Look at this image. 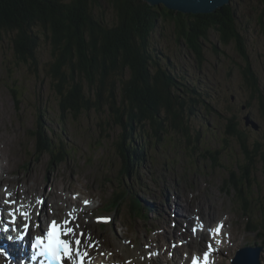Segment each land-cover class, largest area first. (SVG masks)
Returning a JSON list of instances; mask_svg holds the SVG:
<instances>
[{
  "label": "rangeland",
  "instance_id": "obj_1",
  "mask_svg": "<svg viewBox=\"0 0 264 264\" xmlns=\"http://www.w3.org/2000/svg\"><path fill=\"white\" fill-rule=\"evenodd\" d=\"M229 1L236 13V24L246 40L248 63L258 79V89L264 95V0ZM107 2L102 0L101 5L108 16L110 8ZM173 26V20L160 18L149 40L152 56L165 70L173 71L182 84L198 88L206 104L204 102L199 107L192 104L195 115L188 117L186 122L184 120L187 132L181 131L186 134L175 132L169 124H164L156 136L151 128L134 124L135 143L139 145L137 150L143 158L141 161L132 157L135 163L127 162L115 152L112 144L117 138L118 126L108 122L99 112L86 111L77 119L72 115H61L59 95L46 72L50 46L43 41V35L36 52L38 64L35 65L31 60L18 61L10 35L5 30L0 31V151H9L13 159V163L8 164V176L1 177L0 183L23 192L28 184L18 179L28 176L33 182L35 176L29 172L37 170L36 179L43 185L38 194L44 200L51 188V176L60 185L58 191L64 197L69 199L72 193H80L78 198L81 196L83 206L79 204V214L76 215H84L78 221L82 229L107 248L109 254L122 261L128 253L145 252L143 247L148 243L160 250L166 249L159 252L163 255L164 264L174 256L176 264H182L184 255L192 246L191 241H195V250H202L205 241L201 237L194 236L189 240L187 244L190 247L184 244L192 233V224L185 221L188 213L182 210L185 205L192 213L203 214L202 218L209 223L218 219L226 222L223 232L227 240L220 247L222 255L218 254L216 264H231L236 251L248 245L263 246L259 261L264 264V172L260 162H256L258 164L252 169L253 178L248 186L245 183L237 186L231 182L227 187L226 182L232 170L239 174L238 161L244 167L248 163L237 136L228 134L231 118L244 138L247 137L248 149L253 150L257 142V152L264 154V121L258 108V98H254L245 86L241 74L246 62L234 44H222L218 34L209 30L208 38L202 41L205 44L204 59L198 64L185 43L175 36ZM214 46L217 47L216 52ZM176 93L180 94L179 91ZM207 104L213 108L207 109ZM246 115L249 119L247 124ZM253 124L258 127L255 129ZM49 139L52 140L50 143ZM143 145L146 148L144 152L140 148ZM65 147L69 150V157L56 162L58 157L53 155V151ZM205 151L212 152L216 159L212 161ZM251 156L256 161L261 157L259 154ZM1 158L4 159L0 153ZM132 187L156 210L151 211L148 221L132 216L129 198L120 203L117 216L110 210L100 217L95 215L101 210L95 206L114 200L116 189L125 193ZM37 189L38 186L26 193L32 195ZM20 190L15 192V197L22 199ZM242 192L246 198L241 197ZM86 197L95 201L94 208L85 210L84 207L92 204ZM72 200L81 202L77 198ZM67 201L60 197L54 200L60 206L59 211L71 207ZM161 202L165 207L181 206L185 218L184 215L181 219L174 217L171 219L176 220L173 224L167 215H163L167 219H159L157 210ZM79 205L75 206L78 208ZM104 217L109 219H98ZM156 222L162 225H158L159 229L155 231L152 224L157 227ZM146 223L152 225L151 232ZM102 224L105 225L101 227ZM177 241L184 246L173 248L174 251L179 249V253L173 255L170 243L177 244ZM151 257L155 264H161V260L157 261L159 257Z\"/></svg>",
  "mask_w": 264,
  "mask_h": 264
},
{
  "label": "trees",
  "instance_id": "obj_2",
  "mask_svg": "<svg viewBox=\"0 0 264 264\" xmlns=\"http://www.w3.org/2000/svg\"><path fill=\"white\" fill-rule=\"evenodd\" d=\"M101 4L102 0H0V31L10 35L18 61L31 60L35 65L43 35L50 46L46 72L59 95L61 113L77 119L83 112L94 110L117 125L112 146L119 157L129 163L135 161L132 157L139 151L134 124L151 128L156 136L164 124L186 134L181 131L187 132L184 120L195 115L192 104L199 107L205 102L198 88L182 84L173 71L165 70L152 56L149 40L160 18L174 21L175 36L185 43L198 64L204 59L202 41L208 38L209 30L218 34L222 44H234L246 62L241 70L244 84L258 98L264 121V95L248 63L246 40L236 24L231 3L208 13L184 14L162 4L152 6L145 0H108V16ZM213 50L216 52L217 47ZM232 120L227 123L228 134L237 136L248 163L245 167L237 165L239 174L231 171L227 187L231 182L248 186L256 162L264 172V154L257 152V142L253 150L248 149L247 137ZM251 154L261 157L256 161ZM208 157L216 159L212 152ZM241 197L246 198L243 192ZM138 207L141 209L140 204Z\"/></svg>",
  "mask_w": 264,
  "mask_h": 264
},
{
  "label": "bare ground",
  "instance_id": "obj_3",
  "mask_svg": "<svg viewBox=\"0 0 264 264\" xmlns=\"http://www.w3.org/2000/svg\"><path fill=\"white\" fill-rule=\"evenodd\" d=\"M225 3H227V0ZM60 112H61V110H60ZM61 115H64V114L61 113ZM65 115H67V114L65 113ZM51 141L52 140L49 139L48 143H50ZM137 148H139L138 145H137ZM140 148L143 152H144V150H146V148H144V145ZM0 153L4 157V159H2V158L0 159V178H1L5 175L8 176L7 169L10 171L8 164L13 163V159H12V155L10 154L9 151H7L6 153L4 151H2V152L0 151ZM17 153H19V152L17 151ZM53 153H52L53 155H56L58 157V159H55L56 162L65 161L70 155L67 147H65L64 149H62L60 151H53ZM135 155H136L134 157L135 159H139L141 161L143 160V158L140 157V152H137ZM207 156H209V155L207 154ZM210 159L212 161H214V158L210 157ZM237 165H239V164H236V166ZM17 172L19 173L20 171H17ZM29 173H33V175L35 176L33 182H30V178L28 176L26 178H23V179H20V178L18 179L20 182H26L25 184H28L27 187L29 188V190H28V188L26 190L23 188V192H22L20 189H16V188L11 189V188H8V186L0 183V208L2 209V211L8 212L10 210H16L17 211V209L18 210L22 209V211L18 212L19 213L18 222L13 223L16 228L18 227V229H20L21 226H23L25 224V222L27 223V221L25 220V217L21 215V213H27L28 217L31 219L30 234L32 233V237L35 235H42L41 230L38 227H40L43 224V222L45 220L44 218H46V220H49L50 217H52V215H53V217H58L62 223L65 220H67L68 224L65 225L66 227H75L74 224L77 226V231L75 232L76 237L75 236L74 237H75V239H78L80 241V243L76 244V242H75L74 246H75L76 250H78V251L80 250L81 252L79 251L80 258L74 259V260H76V264H102V263L103 264H122V263L123 264H133L134 262H137L139 264H155L153 262V258L150 255H148L147 252H136L134 254L128 253L125 261L118 259L117 258L118 256L116 257L112 254H109L107 248H104L101 243L98 244L96 239L91 238V234L89 232H86L84 229H82L80 222H78V221H76V223L72 222V220H76L79 217L76 215V214H79V207L77 208L76 206L79 205L80 202L70 200V201H73V202H70L71 207H69V209L65 208L64 210L66 212L59 211L60 206L58 203L54 202V200L58 199V197H60V199L64 198V200H66V199L69 200V199L64 197V195H61L59 193L58 187H60V185H58L57 181L55 179H53L52 176L50 177L49 182H50V186H51L50 189L51 190L50 189L47 190V193L45 196L46 200H44V198L42 196L40 197V195L38 194V191L42 190L40 188L43 186L40 183H38L39 179H36V176L38 175L39 172H37V170H30ZM37 186H38L37 191L33 192L32 195L27 194V193H30V190L32 191V190H34V188H37ZM65 187H67V186H65ZM53 189H55V190L53 191ZM18 190H20L22 192V195H23L22 199L15 197V192H17ZM114 193L117 194L114 200H112L110 202L108 201L105 204L104 203L101 204V208L103 209V211L98 214L99 217L104 215V214H108L107 210H109V209H111L113 211V213H115V216H117V210L121 206L120 203L124 202V200H126V198L131 199L132 216L134 215L136 218H143V220L148 221L150 219L151 211H154V212L156 211L155 209H153L154 206H152L148 203L150 201L145 196L140 195L138 193V190L133 189V187H132V189H129L125 193L122 191H117V189L114 191ZM162 196H164V195H162ZM43 200L45 202H43ZM5 201H10V203L6 204ZM138 201L141 203V209H139V207H138ZM46 203H47V207L45 205ZM163 204H162V202H161V204L160 203L158 204L159 207L157 210V216L159 219H162V217L167 219V217L163 216V215L169 216L170 220L174 217H177V218L179 217L181 219L182 215H184L182 210H186L188 215L186 218L184 215L183 218L186 219L185 221L192 224V228L196 227L197 231H196V233H193V232L191 233V238H187V239L184 238L185 239L184 240L185 245L188 243L189 240H192V238H194V236H196V237H201L202 241H205L204 242V248L207 247L208 242H211L213 244L214 249H215L214 251L219 252L221 250L220 247L222 245H224L225 240H227V239H225L226 234H224V232H223V231H225V225H226V222L224 220L218 219L217 221H214V223H209L206 219H204V217L202 218L201 215H203V214L192 213L190 210H188L186 208L185 205L182 206L183 209L181 210V206L177 207V205H175L172 208V205H168L167 207H165V206H163ZM42 205H44L45 207H42ZM34 207H35V209H34ZM46 208H52V209H50V211L46 212ZM71 214H72V218H73V219L71 218L72 220L70 218H68V217H70L69 215H71ZM58 215L60 217L62 215H64L65 216L64 218H66V219H62ZM54 220L57 221V219H54ZM174 221L176 222V220H174V219L171 220V224H173ZM177 223H179V222L177 221ZM156 224H157V227H156V225L152 224L154 226L155 231L157 229H159V227L162 225L159 222H156ZM217 224H222V228L220 229V234L218 236H216L215 238H213L212 236L209 235L208 229L209 228L214 229ZM104 225L105 224H102L101 227ZM152 225L147 224V227L149 228V232L152 231V228H151ZM158 225H159V227H158ZM201 225H203V227H201ZM3 230H4V225H0V236H2V237L5 236V232ZM17 233H20V232L17 230L15 231L14 229L11 231V235L15 234V236H17ZM65 239H67V238H65ZM215 239L220 240V243L218 245L215 243ZM4 240L6 243H8L6 236H5ZM228 243H230V241ZM181 244H182V242H181ZM194 244H195V241H191V245L193 246ZM9 245H10L9 247L13 249V252H11V255L13 254V256H14L15 253L16 254L18 253L17 258H19V259L23 256L29 255V253L27 252V250H28L27 246L28 245H27L26 240H23L20 242H17V240H12V243H10ZM248 246H249L248 252H245V253L239 252L240 254H238V251L240 248L236 251V253L233 255V257H231V260H230L231 264H234L233 260L236 259L237 254H238V257L240 256L239 257L240 264H246V259L245 260H241V259L246 258L249 253H253V251H254V247L252 248L251 245H248ZM176 247H178V246L177 245H175V246L171 245V248H176ZM188 247H190V245H188ZM259 247L261 248V252H262L263 246L260 245ZM178 250L179 249H175L176 252H178ZM199 251L201 253H203V249L199 250ZM214 251H213V254L216 253ZM191 257H192V255L186 256L184 259V263L185 264L189 263ZM3 259H4V257L2 258V256H0V264H5L3 262L5 260H3ZM175 259H176L175 256L170 257L169 259L166 260V264H176ZM210 259H211V261H213V264H214V262H215V264L217 263V259L214 258L212 254L210 255ZM249 260H251V259H249ZM157 261L159 262L160 260L158 259ZM13 263L14 262L11 261V264H13ZM70 264H72V263H70ZM235 264H237V263H235ZM248 264H250V262H248Z\"/></svg>",
  "mask_w": 264,
  "mask_h": 264
},
{
  "label": "snow or ice",
  "instance_id": "obj_4",
  "mask_svg": "<svg viewBox=\"0 0 264 264\" xmlns=\"http://www.w3.org/2000/svg\"><path fill=\"white\" fill-rule=\"evenodd\" d=\"M5 203H10V201H5ZM88 201H85V204H87ZM9 215H12V212H9ZM22 216L25 217V219H28V214L27 213H21ZM13 219L15 217L13 216ZM98 219H103L107 221L109 218H98ZM64 225L68 224V221L65 220L63 222ZM203 227V225H201ZM29 228V225L25 223L23 225L24 231H21L17 236L13 237L11 235L7 236V239L9 241L12 240H17V241H22L24 239L25 233L27 232ZM222 228V224H217L214 229L209 228L208 232L209 235L215 238L220 234V229ZM4 231H8V226H4ZM193 233H196L197 229L194 227L192 229ZM73 233V229L71 227L67 228H62L61 224H58L57 221L53 220L47 225V231L43 236L41 235H36L33 237L32 242H31V248L33 250H38L40 254H46L48 255L51 259H53L56 264H63V261L65 259L72 260V264H76V260L72 259L73 257V250L70 246V241L69 239H61V235L69 236L70 234ZM76 244H79L80 241L77 239ZM215 243L218 245L220 243L219 239H215ZM213 244L211 242H208L207 244V249L203 251L202 257L198 255H192L191 257V264H212V261L210 259L211 253L214 251ZM0 256L7 257L8 252L7 250L0 246ZM76 257L80 258V253L77 250L76 252ZM35 259V255L32 257Z\"/></svg>",
  "mask_w": 264,
  "mask_h": 264
},
{
  "label": "water",
  "instance_id": "obj_5",
  "mask_svg": "<svg viewBox=\"0 0 264 264\" xmlns=\"http://www.w3.org/2000/svg\"><path fill=\"white\" fill-rule=\"evenodd\" d=\"M152 6L164 4L167 8L181 13H208L217 10L221 6L224 5L226 0H146ZM229 3L230 1L227 0ZM245 122H249L248 115L245 116ZM254 128L258 127L257 124H253ZM253 248V247H252ZM249 247H245L238 251V254L248 252ZM245 250V251H244ZM240 252V253H239ZM261 252L260 247H254L253 253H249L246 258H242L241 260L246 259V264L250 262V264H260L259 254ZM236 256V259L233 260V263L240 264V260ZM238 257V258H237ZM251 259V260H249Z\"/></svg>",
  "mask_w": 264,
  "mask_h": 264
}]
</instances>
